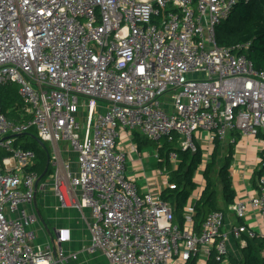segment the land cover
Masks as SVG:
<instances>
[{
	"label": "built area",
	"instance_id": "2783aa9c",
	"mask_svg": "<svg viewBox=\"0 0 264 264\" xmlns=\"http://www.w3.org/2000/svg\"><path fill=\"white\" fill-rule=\"evenodd\" d=\"M237 1L0 0V89L15 83L22 100V118H10L0 102V264L77 258L64 248L69 228L34 244L35 201L46 184L33 169L36 152L18 139L32 128L51 143L60 206L90 209L87 250H102L111 264H188L213 248L223 262L230 237L264 238L263 228L246 222L252 215L264 222V170L257 194L231 204L244 221L230 234L222 210L196 230L194 198L180 227L162 187L142 191L127 175L119 142L121 130L157 141L178 134L182 149L196 151L200 143L214 147L215 138L235 142L239 133L263 142L264 169V70L240 53L246 45L217 40ZM171 161L175 167L174 152Z\"/></svg>",
	"mask_w": 264,
	"mask_h": 264
},
{
	"label": "trees",
	"instance_id": "16d2710c",
	"mask_svg": "<svg viewBox=\"0 0 264 264\" xmlns=\"http://www.w3.org/2000/svg\"><path fill=\"white\" fill-rule=\"evenodd\" d=\"M217 40L219 45L229 48L239 44L246 45L240 53L245 54L256 69L264 70V0H238L228 19L217 26ZM21 101L18 86L15 83L8 82L1 87L0 102L4 112L10 118H22ZM133 134L139 141L140 148L149 141L140 137L138 131ZM18 139L25 148H31L36 152L33 169L38 171L39 175L46 172L43 180L46 179L53 172L52 164L48 166L49 159H52V151L48 143H42L34 128L19 136ZM161 140L162 145L157 150L159 158L156 167L167 171L170 182L175 185L174 188L170 186L163 188L161 197L171 204L175 222L183 227L186 219L185 208L199 185L195 176L204 164L205 147L200 143L196 151L182 149L178 134H173L172 139L166 136ZM224 146L225 144L219 138H215L211 158L205 164L203 171L205 185L199 197L193 201L196 230L201 229V224L209 213L221 210L218 202L219 185L226 204H232L236 200L237 194L231 173L234 148L232 142L227 143L226 151ZM172 152L177 154L178 162L175 167L171 161ZM246 239V244L241 247L242 259L230 255L231 264H264V238L257 235L246 236ZM218 257L225 258L213 248L206 264H221V259ZM196 260L197 257H194L188 264H195Z\"/></svg>",
	"mask_w": 264,
	"mask_h": 264
},
{
	"label": "crops",
	"instance_id": "0c3cea01",
	"mask_svg": "<svg viewBox=\"0 0 264 264\" xmlns=\"http://www.w3.org/2000/svg\"><path fill=\"white\" fill-rule=\"evenodd\" d=\"M119 135L120 146L123 147L126 153V159L129 167L128 175L132 178H135V181L138 184L140 190L145 191L150 186H160L162 188H165L167 183L166 179L167 177L169 179V175L162 174L161 169L156 167L157 160H153V157L145 153V145H141L140 148L139 141L135 139V135L131 134L127 130H121ZM139 135L143 138L141 133H139ZM235 136V142H228H232L234 148V160L231 165V173L233 177V184L237 194L236 200H238L241 198L255 196L257 194V179L260 173L264 170L262 169L260 151L263 142L261 140H257L253 136L242 137L239 133H236ZM227 143H225L224 151L227 148ZM207 144L209 143L205 142L203 143V146L205 147V145ZM205 153L206 150H204V157ZM146 154L148 156H146ZM74 166V168H76V165ZM149 167L155 168L154 171L150 170V174L148 173ZM195 179L199 185L196 191L193 193L192 199H196L199 197L205 185L204 177L199 175V171L196 172ZM218 189L219 206L225 215L224 230L229 233L233 225L244 220H241L236 216L231 204H226L224 202L220 185ZM38 195L41 196V199L43 201L40 204H42L43 207L47 208V210L45 211V217L41 212V206L38 203ZM38 195L35 201V208L38 209L41 216L39 217L37 227H35L36 235L39 231L45 235L49 234L51 236L50 240L52 241L57 237L56 230L58 228H69L71 231V240L64 244V248L68 253H77V258L70 259L69 264H111L108 257L102 250L96 249L93 252L87 250V247L91 242L89 224L92 222V215L89 208L86 207L83 208V210H79L74 207L63 208L60 206L59 201L53 191L46 194L39 193ZM48 197L49 201H46ZM66 211L68 214H70L69 216L63 215ZM73 212L77 213V220L71 216ZM47 219L49 220V223L51 222L55 226V238L49 228ZM246 222L250 226L255 227V229L257 230L259 228H263L264 230V222L262 218L252 215L247 218ZM48 242L49 240L47 238L45 243ZM246 242L247 239L245 240V242H241L233 237H230L228 246L229 255L226 260L221 262V264H231V260L229 258L230 255L237 257L238 259H242L241 247H243ZM34 244L43 245L37 243L36 240L34 241ZM206 261L207 259L205 260L203 258L197 257L195 264H206Z\"/></svg>",
	"mask_w": 264,
	"mask_h": 264
},
{
	"label": "rangeland",
	"instance_id": "374dc122",
	"mask_svg": "<svg viewBox=\"0 0 264 264\" xmlns=\"http://www.w3.org/2000/svg\"><path fill=\"white\" fill-rule=\"evenodd\" d=\"M167 99V96H165L164 98H162V100L163 101H165ZM83 100V99H82ZM87 102H88V100H86ZM86 102V103H87ZM81 112H83V114L84 113H86L87 112V107L86 106H81L80 107V109H79ZM143 136V138L146 140V139H149V138H147L145 135H142ZM162 143V140H159V141H157V140H150L149 139V141L147 142V144H145V147H144V150H145V153H147L148 155H150L151 157H153L152 159L153 160H157V158H156V152H157V150H158V148H159V146H160V144ZM64 144H68L69 145V143H64ZM48 145L50 146V148H51V143H49L48 142ZM69 150H72V148H71V145H69ZM205 150H206V153H205V157H204V164L199 168V175L200 176H203V171H204V167H205V164H206V162L211 158V152H212V150H213V145L212 144H207V145H205ZM227 150V148L225 149V151ZM72 154V157L74 158V155H73V153H71ZM146 154V156H148ZM67 158H68V155H67ZM74 162H76V160H74ZM126 166H127V170H126V173H127V175L129 174V167H128V162L126 161ZM150 170H152V171H154L155 170V168H153V167H149V171H148V173L150 174ZM163 173H164V175L165 174H168L167 173V171H163ZM215 176H216V174H214ZM44 182H45V184H46V188L45 189H43L42 190V192L41 193H48V192H52L53 191V184H52V178H51V176H48L45 180H44ZM46 201H49V197L47 198V200ZM43 201H42V199H41V196L40 195H38V203H39V205L41 206V212L43 213V215H44V217H45V211L47 210V208H45V207H43V205L42 204H40V203H42ZM41 213V214H42ZM39 215V214H38ZM64 216H69L70 214H68L67 213V211L63 214ZM76 215V216H75ZM80 215V214H79ZM71 216L73 217V218H75L76 219V217H77V213H72L71 214ZM81 216V215H80ZM40 217V216H39ZM48 220V219H47ZM77 220V219H76ZM48 224H49V228H50V230H51V232H52V235L54 236V238H55V230H54V228H55V226L53 225V223H49V220H48ZM48 238V240H49V242L51 241L50 240V238H51V236L48 234H42L40 231L39 232H37V239H36V242L37 243H40V244H43V243H45V241H46V239ZM52 242V241H51ZM45 244H47V243H45Z\"/></svg>",
	"mask_w": 264,
	"mask_h": 264
},
{
	"label": "water",
	"instance_id": "95a60500",
	"mask_svg": "<svg viewBox=\"0 0 264 264\" xmlns=\"http://www.w3.org/2000/svg\"><path fill=\"white\" fill-rule=\"evenodd\" d=\"M42 143H44V142H42ZM50 163H51V159H49V161H48V166H49ZM45 174H46V172H44V173L40 176L38 182L44 177ZM37 213L39 214L38 216H41V215H40V212L38 211V209H37Z\"/></svg>",
	"mask_w": 264,
	"mask_h": 264
}]
</instances>
